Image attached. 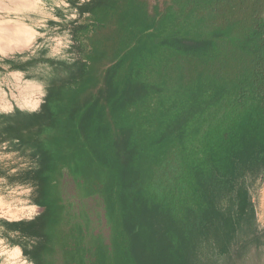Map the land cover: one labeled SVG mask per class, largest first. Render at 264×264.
Segmentation results:
<instances>
[{"label":"trees","instance_id":"1","mask_svg":"<svg viewBox=\"0 0 264 264\" xmlns=\"http://www.w3.org/2000/svg\"><path fill=\"white\" fill-rule=\"evenodd\" d=\"M82 11L79 69L39 110L0 114V140L37 160L42 209L6 225L33 264H217L255 217L244 177L264 171V0Z\"/></svg>","mask_w":264,"mask_h":264},{"label":"rangeland","instance_id":"2","mask_svg":"<svg viewBox=\"0 0 264 264\" xmlns=\"http://www.w3.org/2000/svg\"><path fill=\"white\" fill-rule=\"evenodd\" d=\"M87 1L32 0L25 4V0H0V20L22 22L34 32L26 48H0V114L17 108L39 110L50 82L79 69L76 29L86 16L82 10ZM6 60L31 63L15 69ZM23 100H36L35 110L23 105ZM36 165L37 160L29 151L14 142L0 140V264H33L22 249L33 239L22 237L6 224L30 220L41 211L33 203L36 182L32 174ZM243 182L248 187L255 217L243 222L230 251L217 264H264V171L247 174ZM225 186V180L217 178L215 187L222 191ZM226 200L223 198L222 204Z\"/></svg>","mask_w":264,"mask_h":264},{"label":"bare ground","instance_id":"3","mask_svg":"<svg viewBox=\"0 0 264 264\" xmlns=\"http://www.w3.org/2000/svg\"><path fill=\"white\" fill-rule=\"evenodd\" d=\"M31 1L32 0H25V4H28ZM1 3L2 2H0V4ZM33 34V30L22 22H10L0 20L1 49H21L31 42ZM32 101L33 102H30L29 100H23L22 104L34 108L37 106L38 103L36 100Z\"/></svg>","mask_w":264,"mask_h":264},{"label":"crops","instance_id":"4","mask_svg":"<svg viewBox=\"0 0 264 264\" xmlns=\"http://www.w3.org/2000/svg\"><path fill=\"white\" fill-rule=\"evenodd\" d=\"M26 106V105H25ZM26 107H29V106H26ZM30 108H33V107H30ZM32 110H35V108H33ZM12 110H8V112H11Z\"/></svg>","mask_w":264,"mask_h":264},{"label":"water","instance_id":"5","mask_svg":"<svg viewBox=\"0 0 264 264\" xmlns=\"http://www.w3.org/2000/svg\"><path fill=\"white\" fill-rule=\"evenodd\" d=\"M42 210V209H41Z\"/></svg>","mask_w":264,"mask_h":264}]
</instances>
